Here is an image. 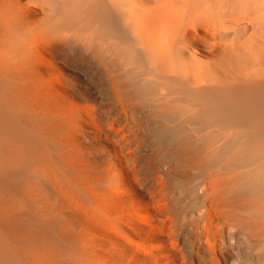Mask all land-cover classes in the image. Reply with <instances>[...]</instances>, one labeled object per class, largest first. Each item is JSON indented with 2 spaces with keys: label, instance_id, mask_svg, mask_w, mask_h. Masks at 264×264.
I'll list each match as a JSON object with an SVG mask.
<instances>
[{
  "label": "rangeland",
  "instance_id": "1",
  "mask_svg": "<svg viewBox=\"0 0 264 264\" xmlns=\"http://www.w3.org/2000/svg\"><path fill=\"white\" fill-rule=\"evenodd\" d=\"M42 47L0 49V264H237L244 248L257 254L261 239L246 232L264 216L244 217L264 197V162L243 163L245 137L217 135L218 147L234 145L214 157V139L192 148L205 134L163 150L141 99H116L104 76ZM245 200L251 210L238 207Z\"/></svg>",
  "mask_w": 264,
  "mask_h": 264
},
{
  "label": "bare ground",
  "instance_id": "2",
  "mask_svg": "<svg viewBox=\"0 0 264 264\" xmlns=\"http://www.w3.org/2000/svg\"><path fill=\"white\" fill-rule=\"evenodd\" d=\"M37 41L78 71L104 76L116 99H141L161 149L205 134L190 146L204 150L225 133L246 138L243 163L264 162V0H0V49L31 54ZM217 140L213 157L233 144ZM252 207L244 220L264 216L263 195ZM253 236L257 254L244 248L237 264H264V226L247 230Z\"/></svg>",
  "mask_w": 264,
  "mask_h": 264
}]
</instances>
